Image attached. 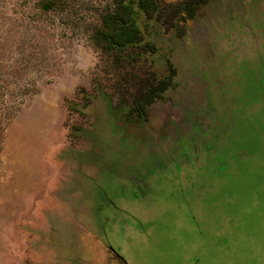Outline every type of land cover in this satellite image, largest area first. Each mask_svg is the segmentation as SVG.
Segmentation results:
<instances>
[{
	"label": "rangeland",
	"instance_id": "1",
	"mask_svg": "<svg viewBox=\"0 0 264 264\" xmlns=\"http://www.w3.org/2000/svg\"><path fill=\"white\" fill-rule=\"evenodd\" d=\"M47 1L0 0V264H264V0L151 20L126 90L109 0Z\"/></svg>",
	"mask_w": 264,
	"mask_h": 264
},
{
	"label": "trees",
	"instance_id": "2",
	"mask_svg": "<svg viewBox=\"0 0 264 264\" xmlns=\"http://www.w3.org/2000/svg\"><path fill=\"white\" fill-rule=\"evenodd\" d=\"M208 1L180 0L176 3H165L162 0H109L106 2L100 16V24L93 30V41L110 53L115 67L123 69L127 75L120 83V87L126 90V86L141 84L139 76L132 73L135 72V65L143 55L154 51L153 44L145 39V29L151 20L190 18L196 15L198 9ZM47 2L45 4L47 8L55 4V0ZM126 65L128 71H125ZM132 69L133 72H129ZM129 73H131L130 78H128ZM142 83L145 84L134 97L131 111L144 116L148 105L163 97L169 82L167 79H157L154 85L148 80Z\"/></svg>",
	"mask_w": 264,
	"mask_h": 264
}]
</instances>
